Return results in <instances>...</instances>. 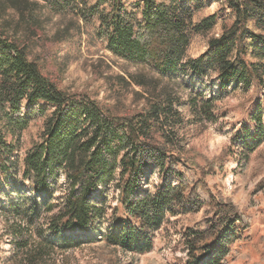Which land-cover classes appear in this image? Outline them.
<instances>
[{"label": "trees", "instance_id": "1", "mask_svg": "<svg viewBox=\"0 0 264 264\" xmlns=\"http://www.w3.org/2000/svg\"><path fill=\"white\" fill-rule=\"evenodd\" d=\"M212 1L228 13L196 20ZM51 18L68 20L56 43L87 30L116 58L158 74L118 83V90L141 89L143 109L122 114L60 89L31 59L47 42ZM219 23V36L189 58L194 37ZM190 74L215 75L224 94L253 92L248 122L231 138L244 174L264 144V0H0V194L8 199L0 211L14 223L6 229L7 264H67V253L92 244L139 259L153 252L155 233L171 218L197 215L180 234L181 264H231L252 239L253 220L210 187L214 168L185 157V130L216 123L223 99L179 81ZM33 122H41L39 140L20 156Z\"/></svg>", "mask_w": 264, "mask_h": 264}, {"label": "rangeland", "instance_id": "2", "mask_svg": "<svg viewBox=\"0 0 264 264\" xmlns=\"http://www.w3.org/2000/svg\"><path fill=\"white\" fill-rule=\"evenodd\" d=\"M94 1V0H93ZM228 9L220 2L212 1L211 6L199 13L196 20L208 16L226 15ZM13 18L12 13H8ZM68 20L51 18L44 22L46 43L34 47L31 59H36L43 72L52 75L58 81L60 89L69 94H86L104 107H111L122 114L133 113L143 109L145 100L140 94L141 89L128 86L118 90L121 79L129 81V77L144 75L156 80L158 74L146 66L123 61L113 56L106 48V43L95 40L89 31L72 32L68 40L56 43L55 35L62 31ZM221 33V24L207 36L194 37L188 50V57L196 59L208 47V41ZM55 75V77H54ZM204 90L206 95H219L222 101L219 119L216 123L202 126H192L185 130L186 149L185 157L203 169L214 168V173L208 176L207 181L211 188L221 192L225 197L232 199L240 209L252 217V239L240 246V253L231 264H264V189L259 184L264 180V144L253 155L252 162L244 174L239 171L237 148L232 146V135L248 122L251 112L250 98L253 92L246 94L241 89L229 88V93H221L212 75L207 79H196L193 75L181 78ZM168 80L163 81L167 85ZM187 116V111L184 112ZM42 130L41 122H33L29 129L21 136V154L31 148L39 140ZM239 147V145L237 146ZM223 165V169L218 167ZM158 180L153 178L150 188L153 191ZM9 188L5 189L8 194ZM59 196V194L57 195ZM5 196L0 194L3 201ZM118 194L110 192L109 200L117 204ZM8 202V199L5 200ZM202 215L186 218H171L170 223L155 233L154 250L139 259L126 255L114 249H105L100 244L85 245L82 248L69 252L64 256L67 264H181L186 254L181 243L182 230L199 220ZM7 223L0 211V264H7L13 253L12 238L6 235ZM109 224L102 227L104 233Z\"/></svg>", "mask_w": 264, "mask_h": 264}]
</instances>
